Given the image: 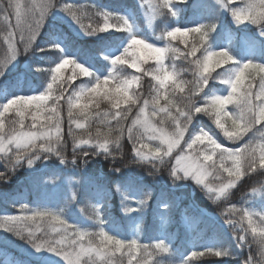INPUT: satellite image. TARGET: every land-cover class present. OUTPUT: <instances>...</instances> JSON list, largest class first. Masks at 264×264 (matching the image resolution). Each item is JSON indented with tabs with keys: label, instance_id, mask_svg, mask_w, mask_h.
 <instances>
[{
	"label": "trees",
	"instance_id": "obj_1",
	"mask_svg": "<svg viewBox=\"0 0 264 264\" xmlns=\"http://www.w3.org/2000/svg\"><path fill=\"white\" fill-rule=\"evenodd\" d=\"M152 1L158 11V18L150 34L159 37L178 23L176 17L171 15V9L162 10L159 7L161 0ZM21 2L30 6L33 0H21ZM35 2L46 3L47 0H35ZM54 3L57 9L64 3L76 6L82 23L92 28L104 26V16L100 14L101 6H108L109 12L113 15H115L113 10L115 7L123 8V6L133 9L135 14L139 15L137 0H54ZM228 3L233 8L243 7L246 0H228ZM7 4L8 0H3L0 7H7ZM179 10L182 15L179 23L200 19L201 24L207 26L215 23L217 27L214 32L208 34L203 44L199 33H191L187 43H182L178 39L170 41V47L178 49L175 52H168L167 57L175 84L170 81L166 90L159 91L160 105L157 107L169 106V100L183 106L190 91L198 86L199 72L192 61L197 58L203 59L204 49L209 44L213 50L228 49L240 63L249 60L264 63V35H262L264 30L249 21L237 24L231 13L222 9L217 0H183L179 3ZM11 21L15 23L14 16L11 17ZM8 31V26L0 16V62L4 61L9 54L8 43L4 39ZM202 31L207 32V27ZM229 34L231 37H228ZM127 37L126 30L110 28L105 32H97L96 35H87L69 15L55 10L45 18L41 37H37L36 43L28 52H24L23 44L17 35L16 46L19 55L0 76V91L9 94L15 92L20 86L24 90L32 86L44 90L47 84L51 83L48 73V69L52 68L51 60L64 56L68 52L85 56L91 63L94 61L106 64L105 59L101 57L102 51L126 40ZM52 43L61 45L62 51L52 48ZM250 43H257L260 48L259 54L254 58L245 55V47ZM193 44L198 48L196 57L189 55ZM41 48L45 51H40ZM230 66L231 62L210 69L207 74L210 77L209 84L204 87L203 92L192 96V99L203 107L206 106L205 92L208 96L227 95L230 91L229 86L219 81L224 77L225 69ZM156 67V62H148L144 67L146 72L144 70L140 76L135 89V94L140 99V106L144 100L151 102L158 94L159 84L154 79ZM71 75L69 71L63 72L62 80L53 85V95L64 97L59 103L63 119V155L68 163L61 164L54 156L51 159L42 157L33 167H28L25 162L14 172H9L4 167L5 161L0 159V171L6 172L8 177L6 180L0 179V216L31 215V211L27 213L21 211L22 204H26L29 209L44 207L64 209L63 218L70 224H77L96 232L98 227L95 224L97 213L95 205L105 219L103 227L109 235H115L126 241L136 238L141 246H148L147 252H144L141 247L137 253V259L143 258L144 264H186V260L188 264H244L249 256V244H251V252L256 264H259V248L253 242L251 228L264 227V166L260 164L258 149L259 144L264 143V124L255 125L241 140H229L223 129L215 124L214 117L205 113L194 114L192 123L188 125L185 139L193 132L200 134V129H203L224 147L240 149L245 143L251 141L252 147L257 149L255 171L246 170L248 162L242 160L243 175L237 179L235 186L229 189L225 196L219 198L209 193L203 184H197L194 179L174 180L169 174L170 166L175 164L174 160L169 162L166 158L164 164L155 160L152 163L132 162L135 159V153L132 141L127 138V128L138 115L139 105L122 104L120 109H115L112 104L101 102L98 108L96 105L90 106L86 115H81V110L74 108L72 119L85 124V128L76 129L73 123L72 130L83 139L91 136L93 141L97 139L103 141V135L97 136V129L99 128L101 133L107 132L109 125L106 121H110L111 126L115 127L117 121L112 119V113L118 110L124 112L128 107L132 108L127 121L123 122L125 132L120 140V147L114 143L109 144L112 156L106 157L98 147L81 145L75 150L76 164L74 165L71 163L74 142L73 136L69 133L70 121L67 117L66 100L75 89L89 81V78L78 75L74 81H71L68 79ZM249 82L253 84L252 91L258 93L260 75L246 74L245 87ZM176 84L183 87L184 91L181 92ZM165 96L168 99H165ZM2 105L3 97L0 93V106ZM48 106H54L52 100H49ZM152 107L150 103L147 112L154 123L172 132L174 130L172 120L165 119L164 113H158L155 117L151 116ZM234 109V105L228 106V110ZM172 111L175 112L174 109ZM18 119L15 111L5 114V132L19 128V125L14 123ZM29 121H31L30 116L25 118L24 128H29ZM226 126L230 131L232 130L230 120L226 122ZM133 134L145 137L143 142L153 147L158 144V141L147 140V135L139 125L133 128ZM116 135V132L112 133V137ZM183 146L181 142V147ZM196 147H204V145ZM84 151L88 152L87 156L83 155ZM93 152L99 154L93 155ZM214 159L218 160V157ZM152 164H156L159 171L154 169ZM225 166L232 168L235 165L232 161H227ZM117 168L120 170L115 171ZM208 172L205 182L213 188L231 179L227 172L219 169L218 164L215 169L209 168ZM254 189L255 192H253ZM73 193L75 200H72ZM149 195L151 199L148 200L147 205L140 206L138 202ZM126 207H139L140 210L127 213ZM249 216L251 224H249ZM37 223H40L46 231L50 230V221L47 219ZM29 226L34 229L36 224L29 222ZM241 235H246L248 243L238 246L237 237ZM93 239L98 243L97 238ZM160 240L164 241L167 251L155 248V244ZM208 249L226 250L230 255L217 257ZM35 251L36 249L28 244L27 240L16 236L13 232L0 229V258L10 255L14 264H56L54 260H45L43 255L37 256ZM193 252L198 255L192 256ZM112 261L113 264H129V256L126 252L116 253Z\"/></svg>",
	"mask_w": 264,
	"mask_h": 264
},
{
	"label": "snow or ice",
	"instance_id": "obj_2",
	"mask_svg": "<svg viewBox=\"0 0 264 264\" xmlns=\"http://www.w3.org/2000/svg\"><path fill=\"white\" fill-rule=\"evenodd\" d=\"M222 9L228 10L237 24L244 21H249L251 24L264 30V0H246L243 7H230L228 0H217ZM163 9H175L172 0H162L159 6ZM59 10L69 15L80 28L87 35H96L97 32L107 31L111 25L108 24L110 13H100L104 16L103 28H92L90 25L86 26L82 23L80 15L77 14V7L64 3L57 9L54 0H47L46 3H33L26 6L21 0H8L7 7H0V16H2L4 23L8 26L9 31L4 39L8 43V56L0 62V76L4 74L8 65L17 59L19 51L16 46V37L19 35V40L24 44V52H28L36 43L37 37H41V29L44 28L45 18L53 11ZM171 15L178 16L177 9L171 11ZM15 18V23L11 21V17ZM119 20L123 22V27L118 30H127L132 33V36L124 47L121 54L115 55L110 60L112 72L103 78L95 76L90 72L89 68L84 64L77 62L74 59L62 58L59 62H55L54 68H49L48 73L51 78V83L47 84L46 89L39 95H21L11 98L7 103L0 106V159L5 161L4 167L9 172H14L16 168L22 167L26 162L28 167H33L37 160L42 157L51 159L53 156L58 158L61 164L68 163L63 155V119L60 112V100L64 99L63 95H53V85L63 78V70L68 65H72V75L68 78L74 81L78 75L84 77H93L94 82L82 84L75 89L71 95L67 97L66 103L68 105L67 117L70 121L69 133L73 136L74 148L72 164H76V148L81 145H90L98 147L105 154V156H112L113 153L109 149V144L114 143L120 147V140L124 135V121H127L128 116L132 112V108L128 107L126 111H116L112 113V119L116 120L115 127L108 123L107 132L101 133L97 129V136L103 135V141L97 139L93 141L91 136L88 139H83L77 136L72 130L71 124H75L76 129H84L85 124L75 121L73 117V109H80L81 115H86L89 104H82L81 101L86 98L101 97L112 103V107L120 109L121 104L136 105L140 103L138 97L130 94V89L140 77L132 76L131 78H115L118 66L129 65L131 68L140 70L141 63L153 58L159 65V73L154 76L158 81L159 87L157 89V96L150 102L144 100L139 109L138 115L132 120V124L127 128V138L133 143V150L135 159L133 163H143L152 161H159L164 164L167 160L175 161L173 166H170V176L176 179L191 178L197 184H203L209 193L215 195L216 198L225 196L228 190L233 188L237 179L243 175L241 162L247 160L248 168L246 170L255 171L256 168V148L252 147V142L249 141L244 144L243 148L236 149L232 147H224L218 143L207 131L200 129V134L195 132L188 135V125L193 121L194 114L205 113L214 117L215 124L223 129L224 134L229 140H241L243 136L251 131L255 125L264 124V63H256L252 60L246 62H238L228 49L213 50L210 46L204 49L203 59H195L192 61L199 72L198 86L193 88L186 98L183 106L177 105L174 101L169 100V106L157 107L160 105L159 91L167 89L168 83L171 81L175 84L173 74L170 73L164 64L165 54L168 52H175L178 49H173L170 46L158 47L153 43H147V38H138L133 32V24L126 16H119ZM207 27L208 31L203 32L202 29ZM217 25L215 23L205 25L199 24L196 27H174L170 31L162 33L157 39L168 38L170 40L179 37L185 38L189 33H199L201 43H205V38L210 32H214ZM264 35V31H262ZM51 47L62 51L59 44L52 43ZM40 51H45L41 48ZM198 48L195 44L192 45L189 55L196 57ZM231 66L225 69V75L220 79V83L229 86L230 91L227 95H206V106H200L192 99V96L203 92L204 87L209 84L210 69L220 67L224 64ZM234 66V67H233ZM78 70V71H77ZM122 70V68H121ZM253 73L260 75V84L258 93L252 91L253 84L248 83L245 87L246 74L251 76ZM114 79V86L109 87L110 81ZM67 83V81H64ZM63 87V85H61ZM181 92L184 88L176 84ZM168 99L167 96L164 97ZM53 101V107L48 106V101ZM258 102V103H257ZM153 105L151 109V116L155 117L158 113H164L165 119H171L174 125V130L168 132L163 127H156L151 119L147 109L149 105ZM229 105H234L235 109L228 110ZM99 107V103H96ZM15 110L19 119L14 123L19 125V128H13L5 132L4 117L10 109ZM172 109L175 110L173 113ZM46 114V115H45ZM31 117V125L29 130L24 131V121L26 117ZM43 117V121L41 122ZM231 121V128L226 126V122ZM39 122V127L37 124ZM140 125L147 133L146 139L149 141H158V144L153 147L148 143H144L145 137L136 136L133 134V128ZM259 131V129H258ZM117 135L112 137V133ZM205 141L207 142L205 144ZM183 142V147H181ZM204 145V147H196ZM178 149V151H176ZM260 156V164L264 166V143L258 146ZM175 151V155H173ZM99 153L93 152V155ZM83 155L87 156L88 152L84 151ZM218 157V160L214 159ZM227 161H232L235 165L232 168L226 167ZM218 164L219 169L227 172L231 177L226 183L217 188L210 187L205 183V178L209 174V168H216ZM152 167L159 171L156 164ZM117 168L115 171H119ZM152 174V173H150ZM6 172L0 171V179L6 180ZM255 192V189L253 190ZM151 196H147L144 200L139 201L140 206H146ZM72 200H75V194L72 195ZM96 213L95 224L98 231L92 232L88 229L82 228L77 224H70L68 220L64 219V209H52L49 207L29 209L26 204L21 205V211L27 213L31 211V215H9L0 216V229L13 232L16 236L27 240L37 251L47 250L57 256L63 258L66 264H113L112 257L116 253H127L129 256V264H144L143 258L137 259V253L143 247V251H148V246H141L136 238L130 240L119 239L115 235H109L103 225L105 219L100 213L98 206ZM139 207H126L127 213L139 211ZM45 219L50 221V230L46 231L40 226L38 221L43 222ZM249 224L252 223L251 217H248ZM29 222L35 223L36 227L33 229L29 226ZM231 224V221H229ZM253 242L258 245L259 253H264V227H252ZM42 233V234H41ZM247 233V230H245ZM93 238L98 239V243L94 242ZM87 241V242H85ZM238 246H243L248 243L246 235L237 237ZM155 248L161 251H167L168 248L163 240L155 244ZM209 252L217 257L227 256L230 253L226 250L208 249ZM198 253L193 252L192 256ZM202 255V253L200 254ZM186 264L188 261L186 260ZM244 264H256L254 256L251 252V244H249V256Z\"/></svg>",
	"mask_w": 264,
	"mask_h": 264
},
{
	"label": "rangeland",
	"instance_id": "obj_3",
	"mask_svg": "<svg viewBox=\"0 0 264 264\" xmlns=\"http://www.w3.org/2000/svg\"><path fill=\"white\" fill-rule=\"evenodd\" d=\"M180 1L181 0H172L173 4L175 5V9H177V11L179 10V4H178V2H180ZM138 4H139L140 12H141L140 16H141V19L144 21V23L146 25V30L147 31H151L152 30V27H153L154 20L156 18V12L154 10V4H153V2H151L149 0H139L138 1ZM175 9H173V10H175ZM118 12H119L120 16L121 15L126 16L130 20V22L133 24V32L136 35H138V38H147V40H146L147 43H153L155 46H158V47L168 46L166 43H158V42L153 41L152 39H150L152 37L148 34V32H146L145 30L142 29L141 25L138 22V19H137L136 15H134V13H132L129 9H120V10H118ZM109 25H111V27H110L111 29L118 30V29H120V28L123 27V22H122V24L118 23V21H116V22H110ZM184 27H189V25H185ZM190 27H195V26H190ZM190 34L191 33H189V35L187 37V41L190 38ZM131 36H132V33L129 34L128 38L122 44L118 45L117 47H114L112 49H109V50L105 51L102 54V57H104V58L105 57L111 58V57H113L115 55L121 54L122 51H123V49H124V47L127 46V44L129 42ZM177 38L182 43H185V38L184 37H179L178 36ZM23 47H24V44H23ZM245 51L247 53H251L252 55H255L256 53H258V47L256 45L248 44ZM62 58L74 59L77 62L84 64L86 67L89 68L90 72L94 73L95 76H98V77H101V78H103L104 76L108 75L109 72H112L113 71L112 70V67L113 66L110 64V60L108 61V66L104 70H101L100 68H97L95 65H88L86 59L83 58V57H79V58H76V57H62ZM62 58H58V59L55 58V59L51 60V66H52V68L55 67V62H59L60 59H62ZM151 61H155V60L153 58H149L147 61L141 63L140 70L133 69L129 65L118 66L117 69L115 70V72H116V77L115 78H131L132 76H138V77H140L141 74L143 73V71L145 70L144 67L146 66V64L148 62H151ZM164 64L167 67L168 71L170 72L169 65H168V62H167V53L165 54ZM121 68H122V70H121ZM67 71H69V72L72 73V71H73L72 65L66 66V68L63 70V72H67ZM145 72H146V70H145ZM158 74H160L159 73V65L157 66L156 72H155V75H158ZM82 77H84V76H82ZM139 81H140V79L135 84H133L132 88L130 89V94H133L136 97H138V96L135 94V89H136ZM92 82H94V79H93V77H90V80H89L88 83H92ZM88 83H85V84H88ZM113 86H114V79L112 81H110V84H109V87H113ZM41 93L42 92H36V88L33 87L31 90H26L25 92H21V91L18 90L16 95L6 96L5 94H3L4 95V99L3 100H4V104H5L11 98H14L16 96H21V95H24V96H27V95H39ZM139 101H140V99H139ZM97 102L99 104L101 102H105V103L112 104L110 101L104 100L101 97L86 98V99H84V100L81 101L82 104H89L90 106H95ZM136 105L137 106L139 105V107H141L140 106V103H138ZM13 111H15L14 108L13 109H10L9 112H13ZM149 118L151 119L150 116H149ZM151 121H152V123L156 127H158L154 123V121L152 119H151ZM4 123H5V121H4ZM31 123H32V121H29V126L31 125ZM139 127L145 133L144 128L141 127L140 125H139ZM28 129H30V127L29 128L26 127L23 130L24 131H28ZM145 134L147 135V133H145ZM189 184L195 185L193 183H189ZM35 253H36L37 256L43 255L44 258H45V260H48V261H53L54 260L56 264H65L66 263L63 260L62 257L57 256L54 253H50L47 250L46 251L45 250H41V251H37L36 250ZM0 264H12V261H11L10 257L7 256L4 259L0 260Z\"/></svg>",
	"mask_w": 264,
	"mask_h": 264
},
{
	"label": "clouds",
	"instance_id": "obj_4",
	"mask_svg": "<svg viewBox=\"0 0 264 264\" xmlns=\"http://www.w3.org/2000/svg\"><path fill=\"white\" fill-rule=\"evenodd\" d=\"M3 0H0V5H2ZM259 264H264V253H261L260 255V261Z\"/></svg>",
	"mask_w": 264,
	"mask_h": 264
}]
</instances>
